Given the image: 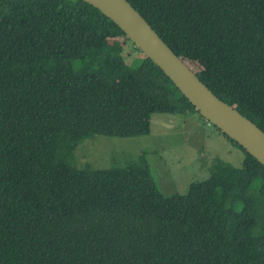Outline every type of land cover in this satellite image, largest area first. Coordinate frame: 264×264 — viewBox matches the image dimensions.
Instances as JSON below:
<instances>
[{
	"label": "trees",
	"instance_id": "obj_1",
	"mask_svg": "<svg viewBox=\"0 0 264 264\" xmlns=\"http://www.w3.org/2000/svg\"><path fill=\"white\" fill-rule=\"evenodd\" d=\"M220 99L264 131V0H128ZM84 0L0 1V264H264V165L217 158L164 194L146 154L74 164L94 135L150 133L197 113L173 81ZM205 118V117H204Z\"/></svg>",
	"mask_w": 264,
	"mask_h": 264
},
{
	"label": "rangeland",
	"instance_id": "obj_2",
	"mask_svg": "<svg viewBox=\"0 0 264 264\" xmlns=\"http://www.w3.org/2000/svg\"><path fill=\"white\" fill-rule=\"evenodd\" d=\"M119 42L125 61L137 65L142 53L132 41L120 38ZM189 64L194 71L201 69L195 61ZM150 127L149 134L137 137L94 135L75 150L74 164L82 167L89 163L94 168L128 166L145 153L154 178L166 195L186 194L192 182L210 175L217 158L236 167L243 166L245 151L197 113L190 116L152 113Z\"/></svg>",
	"mask_w": 264,
	"mask_h": 264
},
{
	"label": "water",
	"instance_id": "obj_3",
	"mask_svg": "<svg viewBox=\"0 0 264 264\" xmlns=\"http://www.w3.org/2000/svg\"><path fill=\"white\" fill-rule=\"evenodd\" d=\"M1 1V0H0ZM113 20L158 65L211 124L242 145L264 165V131L238 109L220 99L178 56L128 0H84Z\"/></svg>",
	"mask_w": 264,
	"mask_h": 264
}]
</instances>
